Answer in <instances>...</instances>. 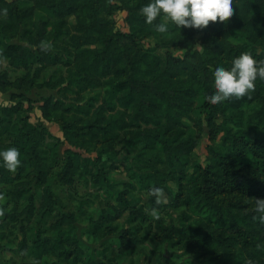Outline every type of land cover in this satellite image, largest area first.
<instances>
[{"label": "rangeland", "instance_id": "1", "mask_svg": "<svg viewBox=\"0 0 264 264\" xmlns=\"http://www.w3.org/2000/svg\"><path fill=\"white\" fill-rule=\"evenodd\" d=\"M52 1L0 0V150L23 161L0 159V264H264L258 197L215 173L191 180L230 105L258 130L263 82L247 102L207 96L225 51L247 43L218 29L243 30L239 15L259 32L264 0H234L214 29L166 32L146 22L149 0H73L67 16Z\"/></svg>", "mask_w": 264, "mask_h": 264}, {"label": "trees", "instance_id": "2", "mask_svg": "<svg viewBox=\"0 0 264 264\" xmlns=\"http://www.w3.org/2000/svg\"><path fill=\"white\" fill-rule=\"evenodd\" d=\"M51 5L55 8L54 14L56 15L67 16L77 11V6L73 0H53ZM237 18L242 20L240 21L241 23H245L243 24V30L231 27L230 24L218 29L220 33H225L233 38L247 40V43H243L241 46H233L225 51L227 56L224 58L223 65L226 67H231L232 60L244 51L252 52L258 60H264V41H259L264 39V28L258 32L254 26L244 21V17L241 18V16L237 15ZM210 28L214 29L213 25L210 24ZM169 30L171 31V29ZM8 48L15 50L28 49L27 46H21L14 41L12 44L8 43ZM153 59L154 64L159 66L160 59H157V57H153ZM217 65L220 64L217 63L215 66ZM192 72L194 73L195 71L193 70ZM260 82L264 83V79H257V87H259ZM198 90L200 93L207 94V87L204 81L199 82ZM260 92L254 93V96L258 97L257 94H260ZM246 100L245 97L242 102H247ZM232 108L239 109V106L232 104L226 108V112H224V135H222L219 143H215L212 146L209 153V162L207 164L196 163L195 171H197V175L192 177L191 180L197 182L201 176V180L205 183L208 180V176L215 173L224 177L225 180L228 179V186H231L236 191L241 190V192L253 197H264V160L262 159L264 155L260 151L264 149V105L259 109V113L255 117H248L247 122L255 125L258 129L252 138L244 132L243 120L245 112L238 111L235 116H238L240 120L233 119L230 118L232 112L229 111ZM227 121L235 123L238 131L234 132V129L229 126Z\"/></svg>", "mask_w": 264, "mask_h": 264}, {"label": "clouds", "instance_id": "3", "mask_svg": "<svg viewBox=\"0 0 264 264\" xmlns=\"http://www.w3.org/2000/svg\"><path fill=\"white\" fill-rule=\"evenodd\" d=\"M234 11V0H149L141 8L146 22L151 24L161 18L162 22L155 24L159 32L168 31L169 25L163 22L166 20L181 28H201L216 19L226 20ZM214 77L215 91L207 96L210 103L217 104L231 98L250 96L256 88L257 79H264V60H258L252 52L244 51L232 60L231 67L223 64L216 66ZM20 157V149L15 146L0 150V159L9 170L14 171L23 163ZM161 191V188L153 189L154 193ZM4 195L5 193L0 192V199ZM255 209L264 214V198L255 199ZM4 213L5 208L0 207V216ZM260 218L264 220V215Z\"/></svg>", "mask_w": 264, "mask_h": 264}]
</instances>
